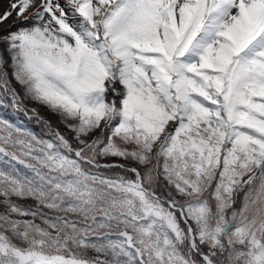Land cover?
Segmentation results:
<instances>
[{
    "label": "snow or ice",
    "instance_id": "1",
    "mask_svg": "<svg viewBox=\"0 0 264 264\" xmlns=\"http://www.w3.org/2000/svg\"><path fill=\"white\" fill-rule=\"evenodd\" d=\"M5 3L0 264H264V0Z\"/></svg>",
    "mask_w": 264,
    "mask_h": 264
},
{
    "label": "trees",
    "instance_id": "2",
    "mask_svg": "<svg viewBox=\"0 0 264 264\" xmlns=\"http://www.w3.org/2000/svg\"><path fill=\"white\" fill-rule=\"evenodd\" d=\"M32 126H33V130H35V131H39V129L36 127L35 124H33Z\"/></svg>",
    "mask_w": 264,
    "mask_h": 264
},
{
    "label": "rangeland",
    "instance_id": "3",
    "mask_svg": "<svg viewBox=\"0 0 264 264\" xmlns=\"http://www.w3.org/2000/svg\"><path fill=\"white\" fill-rule=\"evenodd\" d=\"M7 6V4L5 3L2 7H0V11L3 10V8H5Z\"/></svg>",
    "mask_w": 264,
    "mask_h": 264
}]
</instances>
